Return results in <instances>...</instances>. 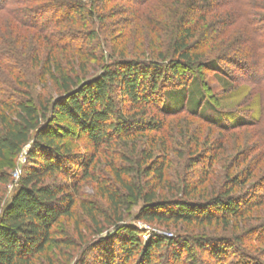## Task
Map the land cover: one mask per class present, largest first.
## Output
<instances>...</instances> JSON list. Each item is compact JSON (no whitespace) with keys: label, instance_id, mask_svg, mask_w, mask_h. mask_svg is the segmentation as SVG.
<instances>
[{"label":"trees","instance_id":"1","mask_svg":"<svg viewBox=\"0 0 264 264\" xmlns=\"http://www.w3.org/2000/svg\"><path fill=\"white\" fill-rule=\"evenodd\" d=\"M28 1L43 2L42 0H22V3ZM44 1L49 2H44L36 8L16 11V19L21 26L45 31L61 22L72 21L74 14L81 17L88 13L89 18L93 20L96 19L94 11H97L98 4L112 2L111 0H90L86 4L84 0ZM122 1L130 4L127 5L131 9L128 11L135 16L131 23L139 18V10L147 2V0ZM8 2L9 0H0V12L8 9L12 0ZM248 7L246 0H185L181 9L174 14L175 18L173 17L171 23L168 39L171 59L166 65H162L166 61L161 56L160 59L158 58L159 61L117 62V60L113 65L118 64L121 72L117 73L108 69L111 66L109 65L102 73L80 85L66 75L60 69L61 66L55 65L62 95L52 104L51 110L55 113L52 123L51 119L45 123L41 121L46 118L49 111L46 106L36 109L16 100L7 104L0 98V162L6 155H16L28 148L20 177L13 183V190L8 196L3 191V187L7 186L11 179L7 173L0 171V264H38L40 261L53 264L50 250L60 251V248L68 247L70 244L65 237L59 236L58 228L62 220L73 219L76 206L74 191L77 186V170H81L80 178L92 179L88 167L91 166L93 158H79L69 150H64L63 145L51 137H59L56 131H51L56 117L66 120L68 125L77 128L97 152L111 146L113 142L127 140L146 131L158 134L163 129L161 124L152 119L128 117L121 113L122 111L117 112L116 105L109 96L115 88L119 90L121 98L128 102L132 110L140 114V118L146 116L144 114L148 112L151 114L152 109H157L161 115L167 117L179 115L185 109L191 115L198 116L202 121L225 131L257 127L255 122L238 123L242 116L237 113L227 116L231 122L226 127L216 120L203 116L199 112L198 104L187 105L189 106L187 107L185 97H181L180 105L176 109L167 110L157 106L161 95L167 101L177 94V92L159 94L158 83L163 78V73L168 71L172 78H176L179 67L193 74L202 67H212L216 61L210 59L211 62L206 63L209 60L205 59L206 51L213 53L217 48L223 47L231 29L237 27H245L247 36L239 44L233 41V45L226 46L221 51L224 57L219 60H230L237 66L236 68H244V71L257 66L256 70L260 76L256 74L258 79L255 82L261 86L264 85V57L258 53V44L254 36V32L259 36L264 35V16L259 17L256 14L247 16L251 14ZM249 25L253 26V31ZM198 36L203 39L204 47L201 50L205 49V53H198V51L195 53ZM60 39L66 42L63 45L65 50L67 48L69 50L73 45L70 40L62 37ZM61 41L58 42L62 43ZM47 42L50 48L45 67L49 68L48 72H50L52 67L50 51H53L55 47H52V41L47 39ZM113 52L115 53L116 49ZM117 54L121 55L119 52ZM151 73L153 81L145 86V81ZM16 84L19 86L20 82ZM187 89L185 86L181 91L182 95L186 94ZM195 90L197 91V86H194V92ZM192 95L193 92L190 96ZM197 95L199 96V91ZM191 100L193 101L192 97ZM189 103L190 99L187 104ZM212 112L215 115H223L218 114L216 110ZM259 132L257 131L258 134ZM148 157L143 161L150 160ZM246 160L245 158L238 163L236 168ZM213 161L214 158L210 160L209 166ZM136 166L137 169H133L111 164L109 168L112 181L109 184L95 181L100 196L105 200V208L91 201L78 203L82 215L96 228L94 234L98 238L92 243L102 244V246L109 243V246L98 249L94 264H154L155 254L161 251L166 253L165 259L170 264H181L183 260L190 257L187 251L184 259L182 258L185 246L182 248L178 246L181 238L153 235L149 244L144 245L140 239L142 233L134 226L123 224L128 210L139 204L141 208L136 216L137 221L208 227L216 224L229 226L231 220L242 218L263 203L260 197L255 200L256 194L253 197L249 195L250 193L244 196L239 195L240 197L232 195L235 189L242 188L247 183L251 177L249 172L246 177L243 176V172L233 176L227 175L220 190L217 189L214 195L204 199L203 196L199 198V189L206 183L208 174L205 170L195 181L183 179L174 190L172 199H159L156 185L147 179L152 176L154 182L165 184L163 166L160 164L158 168L144 167L139 163ZM58 177L62 178V183H58ZM141 177L146 180L142 186L136 184L134 179L138 180ZM102 219L106 220L105 229L99 228L98 225ZM108 229H114V234L103 237L102 233ZM229 240L226 239V241ZM240 241L241 239L235 238L229 241V244L236 245ZM203 242L207 241L194 240L199 250L208 253L218 264H225L224 261L229 258L227 252L235 251L237 248V246L229 245L228 249L224 247L223 252H215L207 250L208 245ZM90 243L86 248L91 253L96 248H92L93 244ZM241 252L243 256L230 259L229 264H260L244 251ZM86 255L82 256L81 264H87L89 257ZM244 258L247 260L244 261ZM189 262V264H195L194 260Z\"/></svg>","mask_w":264,"mask_h":264},{"label":"rangeland","instance_id":"2","mask_svg":"<svg viewBox=\"0 0 264 264\" xmlns=\"http://www.w3.org/2000/svg\"><path fill=\"white\" fill-rule=\"evenodd\" d=\"M42 1L22 3V0H12L8 9L0 12V98L7 104L16 100L36 109L46 106L49 111L46 118L41 121L45 123L51 119L52 123L55 115L51 110L52 104L62 95L55 65L61 66L60 69L77 85L102 73L109 65L111 66L108 69L117 73L121 72L118 64L113 65L117 60V62L159 61L161 56L166 61L162 65H166L171 59L168 46L171 23L174 14L181 9L185 0H147L139 10V18L134 19L132 23L131 20L135 16L128 11L130 7L127 5L130 4L122 0H111L109 4L97 5V11H94L96 19L93 20L89 18L88 13L81 17L74 14L72 21L61 22L45 31L41 30L43 32L39 28L33 30L21 26L16 19V11L36 8L44 2H49ZM89 1L84 0L86 4ZM246 1L249 5L247 9L251 13L247 16H253V14L259 17L264 16L262 9L264 0ZM249 27L253 31V26L249 25ZM244 28H232L229 36L225 38L223 47L217 48L213 53L206 51L205 59L209 60L205 61L206 63L211 60L216 61V64H212L214 68L202 67L193 74L179 67L176 78H172L168 71L163 73L164 76L158 83L159 94L172 92L177 94L167 101L161 95L157 106L167 110L176 109L180 105L181 97H185L186 106L198 104L197 107L200 109L198 111L203 116L216 120L226 127L231 122L227 116L237 113L242 116L238 123L255 122L256 128L225 131L202 121L198 116L191 115L185 109L183 113L173 117L163 116L157 109H152L151 114L148 112L144 114L146 116L140 118V114L132 110L128 102L121 98L119 90L115 88L109 96L114 101L117 112L122 111L121 113L128 117L152 119L161 124L163 129L158 134L146 131L127 140L113 142L111 146L97 152L77 128L55 116L56 121L52 124L51 131H56L59 137H51L63 145L64 150H69L79 158H93V162L88 167L92 179L80 178L81 170H77V186L74 191L75 214L72 220H62L58 228L59 236L65 237L70 244L68 247L60 248V251L50 250L53 264H81L82 256L85 254L89 257L87 264H94L98 249L109 246V243L105 246L92 243L98 238L94 234L96 228L82 215L78 203L91 201L105 208V200L100 196L95 181L107 184L112 181L109 168L111 164L137 169V163L144 167L158 168L160 164L163 166L165 184L154 182L152 176L147 179L156 185L159 199H172L174 190L183 179L195 181L205 170L208 174L206 183L199 189V198L203 196L204 199L214 195L217 189L220 190L227 175L233 176L243 172V176L246 177L248 172L251 173L247 183L242 188L235 189L232 195L244 196L250 193L249 195L253 197L256 194L255 200L260 197L263 203L242 218L231 220L229 226L216 224L207 227L137 221L136 216L141 204L128 210L123 224L136 227L142 233L140 239L144 245L149 244L153 235L181 238L177 245L181 248L185 246L182 258L184 259L187 251L190 256L181 264H189V260H194L195 264H218L208 253L199 250L194 240L203 239L207 241L203 242L208 245L207 250L223 252L224 247L228 249L229 245L230 247L234 245L229 244V241L235 238L241 239L242 242L234 245L237 246L235 251L227 252L229 258L224 261L225 264H229L230 259L242 257L241 251L260 264H264V190L262 191L264 189V85L261 86L255 82L258 79L256 74L260 76L256 70L257 66L244 71V68H236L237 66L230 60L220 61L224 57L221 51L226 46L233 45V41L239 44L247 36ZM257 35L254 32L258 53L264 57V35ZM60 37L73 42L69 50L68 48L65 50L63 45L66 42H62ZM47 39L52 41V47H55L53 51H50L52 58L50 72H48L49 68L45 67L50 48ZM196 42L195 53L196 51L205 53V49L201 50L204 47L201 36ZM114 49H116L115 53ZM118 52L121 53L120 56ZM152 81L151 73L145 81V86ZM18 82H20L19 86L16 84ZM185 86L188 89L186 94L182 95L181 91ZM194 86H197L199 96L196 90L194 92ZM191 92H193L192 96H190ZM189 99L190 103L187 104ZM212 110L223 115H215ZM257 131H260L259 134ZM27 151L28 148H25L16 155H6L0 162V171L7 173L11 179L10 183L3 187L7 196L13 190V183L20 177ZM146 157L150 160L145 162L143 159ZM213 158L214 161L209 166ZM245 158L247 160L236 168V165ZM134 179L140 186L146 181L144 177ZM62 181V178L58 177V183ZM98 225L99 228L105 229L106 220H100ZM112 234L114 229L104 230L102 233L103 237ZM226 239L230 240L226 241ZM90 242L93 244L91 247L96 248L91 253L86 248ZM165 256L164 251L155 254L153 263L170 264ZM245 260L247 259L244 258ZM38 264L47 263L40 261Z\"/></svg>","mask_w":264,"mask_h":264}]
</instances>
